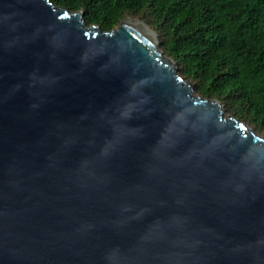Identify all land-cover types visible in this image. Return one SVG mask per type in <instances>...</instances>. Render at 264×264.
<instances>
[{
    "label": "water",
    "instance_id": "1",
    "mask_svg": "<svg viewBox=\"0 0 264 264\" xmlns=\"http://www.w3.org/2000/svg\"><path fill=\"white\" fill-rule=\"evenodd\" d=\"M85 14L0 0V264H264V135Z\"/></svg>",
    "mask_w": 264,
    "mask_h": 264
},
{
    "label": "trees",
    "instance_id": "2",
    "mask_svg": "<svg viewBox=\"0 0 264 264\" xmlns=\"http://www.w3.org/2000/svg\"><path fill=\"white\" fill-rule=\"evenodd\" d=\"M84 9L88 24L115 28L140 15L195 84L264 135V0H53Z\"/></svg>",
    "mask_w": 264,
    "mask_h": 264
},
{
    "label": "rangeland",
    "instance_id": "3",
    "mask_svg": "<svg viewBox=\"0 0 264 264\" xmlns=\"http://www.w3.org/2000/svg\"><path fill=\"white\" fill-rule=\"evenodd\" d=\"M136 18V19H140V20H142V21H144L148 26H150L149 24H148V22L146 21V20H143L142 18H141V16L140 15H128V16H126L125 18ZM124 18V19H125ZM176 64L178 65V63L176 62ZM178 67H179V65H178ZM196 91V90H195ZM196 93H198L197 91H196ZM221 101V100H220ZM222 102V101H221ZM223 103V102H222ZM224 104V103H223ZM224 107L227 109L226 111H227V114H230V115H232V113L229 111V108H227V105H225L224 104ZM250 125V124H249ZM251 127H252V125H250ZM253 128V127H252ZM260 133V132H259ZM261 134V133H260Z\"/></svg>",
    "mask_w": 264,
    "mask_h": 264
},
{
    "label": "clouds",
    "instance_id": "4",
    "mask_svg": "<svg viewBox=\"0 0 264 264\" xmlns=\"http://www.w3.org/2000/svg\"><path fill=\"white\" fill-rule=\"evenodd\" d=\"M183 75V74H182Z\"/></svg>",
    "mask_w": 264,
    "mask_h": 264
}]
</instances>
